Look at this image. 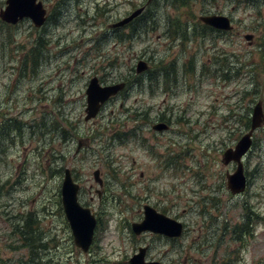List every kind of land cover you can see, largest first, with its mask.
<instances>
[{"label":"rangeland","instance_id":"374dc122","mask_svg":"<svg viewBox=\"0 0 264 264\" xmlns=\"http://www.w3.org/2000/svg\"><path fill=\"white\" fill-rule=\"evenodd\" d=\"M43 1V28L0 18V264H129L141 245L164 264H264V223L240 239L233 230L251 200L264 216V123L245 160L255 174L249 194H231L226 176L236 164L223 160L250 130L256 104L264 108V0ZM205 11L233 19L230 40L199 35L207 34L196 24ZM169 18L185 23L186 39L167 35ZM140 59L174 68L193 90L151 99V84L140 91L133 76ZM94 74L132 86L85 122ZM150 74H143L147 82ZM151 104L152 117L160 106L173 108L171 132H152ZM84 139L89 146L76 153ZM65 168L81 185V203L99 218L88 252L75 245L61 204ZM147 203L185 223L184 235H135L132 222L142 220Z\"/></svg>","mask_w":264,"mask_h":264},{"label":"water","instance_id":"95a60500","mask_svg":"<svg viewBox=\"0 0 264 264\" xmlns=\"http://www.w3.org/2000/svg\"><path fill=\"white\" fill-rule=\"evenodd\" d=\"M5 8L0 10V17L3 21L11 24H17L24 18H31L35 26L41 27L46 21V9L41 1L38 0H7ZM143 11L138 9L130 16L122 21L115 23L114 26H121L135 17L139 16ZM205 23L224 30L232 29L230 19L225 15L210 14L200 17ZM247 39H251L252 35H247ZM147 69V62L140 60L137 63V71L142 72ZM125 83H117L114 85L102 86L97 77H93L87 88V107L85 120L89 121L95 118L102 105L112 96L123 89ZM264 121V110L259 102L252 114L251 130L243 135L234 147L228 148L223 154L225 164L236 162V170L233 173H227L228 188L233 194H239L245 191L247 187V176L245 174L243 156L249 151L252 146V135L257 127H260ZM155 129H167V125L159 123L154 126ZM83 141H79L77 151L83 146ZM95 181L100 186L103 185V179L100 176V170L94 172ZM81 186L74 179L70 168H65L64 177L61 187V203L64 209L66 219L69 223L74 242L76 246L87 252L93 241L95 228L97 226V218L89 207H84L79 201V192ZM132 230L135 234L140 235L143 232L151 231L162 234L170 238L180 237L184 232L182 222L174 219L150 204L144 205V217L142 221L133 222ZM147 246H141L138 252L134 253L129 259V264H163L159 260L146 259Z\"/></svg>","mask_w":264,"mask_h":264},{"label":"flooded vegetation","instance_id":"af4514ba","mask_svg":"<svg viewBox=\"0 0 264 264\" xmlns=\"http://www.w3.org/2000/svg\"><path fill=\"white\" fill-rule=\"evenodd\" d=\"M152 1L153 0H150L149 4L152 3ZM210 12H212V11H205V13H210ZM232 21H233V19H232ZM196 24H199V27L202 26V22L200 20L198 22H196ZM209 29H210V31L207 34L203 35L201 33L199 35L201 37L216 38V39H220L221 37H224V38L228 37V39L230 40L231 39L230 33H233V31L224 32L221 30H216V29H211V28H209ZM233 29H234V27H233ZM117 35L119 36V39H121V37L123 36V32H119ZM167 35L178 37L182 40L186 39V34H184L183 32H175L172 30V33L170 32L168 34V32H167ZM189 59L193 60V56H190ZM147 64H148L147 70L145 72H138L137 67H136L135 74L133 76L135 79H137L136 82L138 84H140V89H139L140 91H142L141 87L143 86V83L144 84L145 83L151 84V99L154 98V96H156L159 93V91H161V92L164 91L167 94H169L170 96L175 97L181 92V90H180L181 86H184V89L187 88L190 91L193 90L192 85H189V83L187 81L182 80L178 75L175 74L176 71L174 68L168 69L164 65L160 66V65L155 64V63L151 64V68H150V64L148 62H147ZM150 70H151V80H149V82H147L144 79L143 74L150 72ZM94 75H96V74H94ZM94 75H92V76H94ZM96 76H98V75H96ZM199 77H200V75L198 76V78ZM98 78L102 84H115V83L124 82L125 86L122 89V91L119 92V94L126 92L129 89V87L132 86V83L130 82V80L128 78H122L121 77V79L120 78L119 79H113V78H110L108 76H107V78H109V80H106L105 78H104V80H102L101 77H99V76H98ZM113 98H114V96L111 97L110 100H112ZM86 100H87V98H86ZM154 110H155V107H154V105L151 104V122L149 124H151L152 132H156V133L171 132V130L173 129V127H172L173 120L172 119H173V117H175V112H174L173 108H171V107L162 108L160 106L158 108V110L155 111L156 117H152V113L154 112ZM146 114H147V111L144 112L143 116H146ZM157 123H165L167 125L168 129L157 131L156 129H154V126ZM155 134L153 133L151 136L154 139H155ZM82 143H83V146L81 147V149H84V148L89 146V143L87 141H83ZM151 149H152V146H151ZM97 193H98L99 197H101V198L104 195V192L102 190L97 191ZM148 252H149V248H148ZM147 258L151 259L150 257H147Z\"/></svg>","mask_w":264,"mask_h":264},{"label":"trees","instance_id":"16d2710c","mask_svg":"<svg viewBox=\"0 0 264 264\" xmlns=\"http://www.w3.org/2000/svg\"><path fill=\"white\" fill-rule=\"evenodd\" d=\"M186 2H188V0H183L182 2L179 3V6H182ZM170 23H172V25L174 26L173 31H175V32H181V28H183V29L185 28V23L180 22L179 19H171ZM208 29H209L208 26L202 25L200 28V32H203V33L208 32ZM217 63L218 64H224L221 62V58H219L217 60ZM149 80H151V74L149 75ZM55 124H56V122L53 123L51 129L55 126ZM248 125H251V121L248 123ZM17 130H22V129H19V127H18ZM60 131H61V128L56 127V131H55V129H53L51 134H54L55 132H60ZM8 133L10 135V139H12L13 138L12 134L15 132L12 129H8ZM63 138L66 139L67 135L65 134L63 136ZM65 155L66 154H60V155L57 154V155H54V157L61 160V158H63ZM247 172H248L249 177H250V185H249V190H248V194H249L250 188H251L252 184L254 183V178H251V177H255V174L253 172H249L248 170H247ZM252 196H254V194H252ZM257 205L258 204L253 203L251 200V203H249V204L247 203V205L244 206V217H243L244 220L242 221V223L236 224L233 227V230L237 234V237L239 239L241 238L242 235H251L252 233H254L256 225L261 222L262 218L264 219V217H261V214L259 213V211L256 210V209H259V206L257 207ZM30 228L27 230V234L32 236V234H34V229L32 228L31 232H30ZM20 232L24 237H26L25 234L22 232V230H20ZM35 236H36V233L32 237H30V239L34 240L36 242L37 239L35 238ZM31 240H29L28 244L30 246H33L35 244V242H31ZM243 244H244V242L241 243V245H243Z\"/></svg>","mask_w":264,"mask_h":264}]
</instances>
